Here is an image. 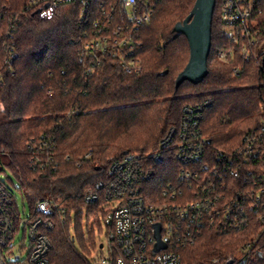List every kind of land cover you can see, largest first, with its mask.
<instances>
[{"label": "trees", "instance_id": "trees-1", "mask_svg": "<svg viewBox=\"0 0 264 264\" xmlns=\"http://www.w3.org/2000/svg\"><path fill=\"white\" fill-rule=\"evenodd\" d=\"M28 2L0 0V101L5 105L0 111V162L7 156L4 165L32 203L37 197L66 203L67 220L56 219L49 231L51 263L93 264L105 240L99 241L95 225L100 231L105 226L99 204H87L84 198L108 177L110 161L126 153L156 151L169 128L180 124L183 109L207 100L211 104L204 111L202 130L213 150L237 147L248 131L264 124V68L261 62L243 60L238 44L226 36L223 0H217L214 12L207 76L178 88L176 79L189 62L190 47L174 27L184 22L196 0H161L157 5L152 22L141 31L143 70L138 74L124 73L107 56L94 66L83 56L76 4L61 5L46 18L26 9ZM253 20L264 32V0H258ZM8 34L19 53L11 66L4 63ZM232 47H237L235 56L220 59L219 52ZM42 135L55 139L56 168L33 169L29 144ZM156 168V182H162L175 177L177 165L161 162ZM253 238L264 249V232L205 230L182 251L183 259L186 264H211L214 257H234ZM252 264H264V259L255 258Z\"/></svg>", "mask_w": 264, "mask_h": 264}, {"label": "built area", "instance_id": "built-area-1", "mask_svg": "<svg viewBox=\"0 0 264 264\" xmlns=\"http://www.w3.org/2000/svg\"><path fill=\"white\" fill-rule=\"evenodd\" d=\"M160 2L29 0L26 9L41 10L43 17L50 18L61 5L76 4L83 56L91 59L92 66L107 56L124 73L138 74L143 70L141 31L152 22ZM257 3L223 0L221 23L226 36L238 44L243 60L261 62L264 68V32L253 20ZM7 37L4 63L11 66L19 53L13 35ZM236 50H222L219 57L227 62ZM242 70L240 65L235 72L239 75ZM2 78L0 72V84ZM210 104L207 100L186 106L180 124L169 128L156 151L126 153L110 161L108 177L84 198L87 204H99L106 230L93 264H186L182 251L205 230L227 235L264 232V124L248 131L237 147L214 151L202 130ZM4 110L0 101V111ZM55 143L53 137L42 135L29 144L33 169L57 167L52 155ZM161 162H175L176 175L156 182V166ZM4 171L0 168V264H52L49 231L56 219L67 220L66 203L54 197H37L32 203L18 185L19 201L7 175L3 178ZM156 224L161 225L160 241L166 245L157 251ZM255 258L264 259L259 238L244 243L234 257H214L211 264H252Z\"/></svg>", "mask_w": 264, "mask_h": 264}, {"label": "water", "instance_id": "water-1", "mask_svg": "<svg viewBox=\"0 0 264 264\" xmlns=\"http://www.w3.org/2000/svg\"><path fill=\"white\" fill-rule=\"evenodd\" d=\"M217 0H196L194 7L184 22L177 23L174 32L185 35L189 42L190 59L176 79V88L184 81L200 83L208 74V58L212 46V24ZM48 7V5H46ZM41 10H38L39 13ZM166 70L163 74H166ZM156 237L159 242L155 250L166 247L160 241L161 225L156 224ZM102 247V244H101ZM228 264H231L229 262Z\"/></svg>", "mask_w": 264, "mask_h": 264}, {"label": "rangeland", "instance_id": "rangeland-1", "mask_svg": "<svg viewBox=\"0 0 264 264\" xmlns=\"http://www.w3.org/2000/svg\"><path fill=\"white\" fill-rule=\"evenodd\" d=\"M2 161L0 162V168H2V169H4L5 171H4V173H3V178L5 177V175H7V177L8 178H12V183L13 184H11V182H10V187L12 188V190H13V192H14V194H15V196L16 197H18V199H19V201H21V194H20V192L18 191V190H16L17 188L15 187V186H18L19 185V183H18V181L17 180H15V178H13L12 177V175H11V173L8 171V169H7V167L4 165L5 163H7L8 162V158H7V156H5V155H3L2 156ZM6 180V179H5ZM7 181V180H6ZM13 186V187H12ZM71 218H72V220H73V222H75V219H76V217H75V214H72L71 215ZM82 223H83V226H84V230L86 231V229H87V223H88V217H87V214H85L84 216H83V220H82ZM90 226H93V224H95V219L94 218H91V221H90ZM74 225V224H73ZM73 225H72V231H73ZM95 235L97 236V238L99 239V241H103L104 240V238H105V234H106V230H105V228L104 227H102V231H100L99 230V228L97 227V225H95ZM18 240L21 238V235H18ZM86 240H88L89 239V237H88V235L86 236V238H85Z\"/></svg>", "mask_w": 264, "mask_h": 264}]
</instances>
